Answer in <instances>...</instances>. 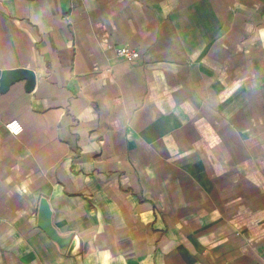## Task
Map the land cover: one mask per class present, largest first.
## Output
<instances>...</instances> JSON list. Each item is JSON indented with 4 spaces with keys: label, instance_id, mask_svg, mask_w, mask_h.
<instances>
[{
    "label": "crops",
    "instance_id": "obj_1",
    "mask_svg": "<svg viewBox=\"0 0 264 264\" xmlns=\"http://www.w3.org/2000/svg\"><path fill=\"white\" fill-rule=\"evenodd\" d=\"M19 68L0 264H264V0H0V71Z\"/></svg>",
    "mask_w": 264,
    "mask_h": 264
},
{
    "label": "water",
    "instance_id": "obj_2",
    "mask_svg": "<svg viewBox=\"0 0 264 264\" xmlns=\"http://www.w3.org/2000/svg\"><path fill=\"white\" fill-rule=\"evenodd\" d=\"M20 80H26V89L31 91L36 84V77L33 71L19 68L13 70L0 71V91L5 92L9 87ZM38 226L45 231L48 237L54 241L60 249L74 250L77 239L74 235H64L55 227L53 223V211L47 198L43 197L40 201L38 213Z\"/></svg>",
    "mask_w": 264,
    "mask_h": 264
},
{
    "label": "built area",
    "instance_id": "obj_3",
    "mask_svg": "<svg viewBox=\"0 0 264 264\" xmlns=\"http://www.w3.org/2000/svg\"><path fill=\"white\" fill-rule=\"evenodd\" d=\"M116 54L130 62L136 61L140 58V52L128 45H122L115 47ZM6 128L13 134H19L23 130V125L18 120H11L6 123Z\"/></svg>",
    "mask_w": 264,
    "mask_h": 264
}]
</instances>
